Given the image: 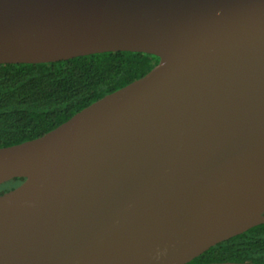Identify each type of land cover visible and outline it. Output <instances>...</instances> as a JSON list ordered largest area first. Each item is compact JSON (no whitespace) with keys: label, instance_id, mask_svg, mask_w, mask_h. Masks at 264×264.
I'll list each match as a JSON object with an SVG mask.
<instances>
[{"label":"water","instance_id":"1","mask_svg":"<svg viewBox=\"0 0 264 264\" xmlns=\"http://www.w3.org/2000/svg\"><path fill=\"white\" fill-rule=\"evenodd\" d=\"M159 62L0 147V264H188L264 223V0H0V64ZM198 264H264L210 262Z\"/></svg>","mask_w":264,"mask_h":264},{"label":"trees","instance_id":"2","mask_svg":"<svg viewBox=\"0 0 264 264\" xmlns=\"http://www.w3.org/2000/svg\"><path fill=\"white\" fill-rule=\"evenodd\" d=\"M160 58L116 51L49 63L0 64V147L44 135L105 95L147 74ZM0 184V195L21 184ZM264 263V223L217 243L188 264Z\"/></svg>","mask_w":264,"mask_h":264}]
</instances>
